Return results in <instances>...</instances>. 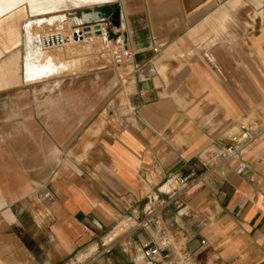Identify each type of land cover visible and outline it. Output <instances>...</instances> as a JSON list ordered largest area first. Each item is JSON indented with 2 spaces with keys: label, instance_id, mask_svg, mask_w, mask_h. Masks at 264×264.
I'll list each match as a JSON object with an SVG mask.
<instances>
[{
  "label": "crops",
  "instance_id": "0c3cea01",
  "mask_svg": "<svg viewBox=\"0 0 264 264\" xmlns=\"http://www.w3.org/2000/svg\"><path fill=\"white\" fill-rule=\"evenodd\" d=\"M116 3L111 42L132 54L123 105L99 114L93 95L35 98L31 85L52 80L51 93L61 74L94 70L46 64L42 50V64L27 62L28 28L24 64H0V262L154 264L141 245L162 234L194 264H264V140L189 188L173 181L201 173L199 158L264 110V0ZM176 193L178 206L135 226Z\"/></svg>",
  "mask_w": 264,
  "mask_h": 264
},
{
  "label": "rangeland",
  "instance_id": "374dc122",
  "mask_svg": "<svg viewBox=\"0 0 264 264\" xmlns=\"http://www.w3.org/2000/svg\"><path fill=\"white\" fill-rule=\"evenodd\" d=\"M116 2L117 0L109 5L107 4L102 7L95 6L77 10L68 9V4H56V6H59V9L70 10L67 12H62L65 15V18L59 21L56 18H49V15H45L47 12H49L48 10L54 8L52 7L54 3L50 4L47 0H36L31 5L27 0H0V64H24L23 57L21 56V52L24 53L22 33L23 29L30 26L31 21L32 23L31 27L29 28V32L34 36H37L39 39H42L41 36H44L43 38H45L46 36H51L53 34L59 36L63 35L64 39L67 40L66 36L68 34L78 33L81 29L91 26L94 27L95 30L100 29V32H98L99 36H96V38H94L95 42H92L88 39L85 41L86 45H77L73 43L74 41H66V44L69 47L72 45L70 48H81L88 45V50H86L85 52L83 51L82 53L76 55L74 52H69L64 49L62 52L59 51V53H57L58 50H52L53 47L51 48V46H49V48H42L41 50L44 53L45 57L43 61L52 60L56 62V64L57 62L58 64H73V62L78 61L81 58L87 59L88 57H92L91 60H88V65L91 66L90 69L94 71L84 74L79 73L75 77L71 76V74L68 72L61 74L60 78L63 80V82L60 84L58 89L53 90V92L51 93L48 92V88L52 86V80L31 85L29 86V88L31 89L30 91L37 99L42 96L47 97L48 95H51L52 98L57 99H59L58 96L62 94H67L68 96L81 94L88 97L89 95H93L97 97V111L99 114H103L105 110L113 109L118 105H123V100H126L130 92V83L132 82V69L128 67V64L117 66L112 63V54L115 51L120 50L116 46V44L111 42L113 37L111 35L112 31L109 24V19L111 17L109 7L114 5L116 6ZM89 10L90 12H88ZM82 12H85L88 15L92 14L93 16L90 15V17H98L99 19L92 20L86 16V18H88V21L87 23L83 24L80 19ZM19 13L22 14L18 16ZM37 21H39V24L36 25L35 22ZM105 33L107 41L105 47H103L101 51V55H105L106 61L99 62L98 57H96L95 53L98 51L97 46L103 45L102 43L105 39ZM96 40L99 41L96 42ZM92 47H94V49ZM33 51L34 50L30 51L31 57ZM44 87H47V90L44 91ZM71 104L73 105V102H71ZM75 104L78 105L76 102ZM62 105L63 103L56 100L54 104H50V108L57 109L61 108ZM66 109L68 108L66 107ZM0 264L8 263L3 260L0 262Z\"/></svg>",
  "mask_w": 264,
  "mask_h": 264
},
{
  "label": "built area",
  "instance_id": "2783aa9c",
  "mask_svg": "<svg viewBox=\"0 0 264 264\" xmlns=\"http://www.w3.org/2000/svg\"><path fill=\"white\" fill-rule=\"evenodd\" d=\"M153 53L158 52V48L152 49ZM132 60L131 52L126 50L117 51L112 54V62L119 66ZM264 140V110L259 111L254 115L247 116L243 121L238 123L237 131L227 137L228 145L221 152L210 156L200 157L199 163L202 167V172L197 173L191 171L186 176H179L173 181L183 189L189 188L196 184L204 177L211 169L222 162L229 159L238 158L239 152L243 148H248L253 144ZM242 148V149H241ZM264 157V156H263ZM245 170V165L239 162L235 173L240 174ZM180 193L172 194L167 198L157 200L156 206L145 218L136 223V227L146 228L149 224V217L156 218L157 215L170 205L179 204ZM142 256L154 264H194L192 255L186 250L183 244H180L176 249L172 247V240L168 236L158 234L154 241L145 242L141 245Z\"/></svg>",
  "mask_w": 264,
  "mask_h": 264
},
{
  "label": "bare ground",
  "instance_id": "6f19581e",
  "mask_svg": "<svg viewBox=\"0 0 264 264\" xmlns=\"http://www.w3.org/2000/svg\"><path fill=\"white\" fill-rule=\"evenodd\" d=\"M28 1V3L31 5V4H33V2L34 1H36V0H27ZM38 1H42V0H38ZM50 4H52V3H54L53 4V6L52 7H54L53 9H51V10H48L49 12H47L45 15H49V18H56V19H58L59 21L60 20H62V19H64L65 18V15L62 13V12H67V11H70V10H68V9H73V10H77V9H85V8H90V7H95V6H100V7H102V6H104V5H109V4H111V3H113V2H115L116 0H47ZM1 4V3H0ZM23 4V3H22ZM49 4V5H50ZM56 4H59V5H61V4H68L67 5V7H68V9L67 10H62V9H59V6H56ZM16 5V4H15ZM49 5H46V6H49ZM66 5H65V7H66ZM22 6V5H21ZM6 7V6H5ZM23 8V7H22ZM46 8H48V7H46ZM88 12H90V10L88 11ZM93 12V11H92ZM60 13H62V14H60ZM20 14H22V13H19L18 14V16L20 15ZM0 15H1V9H0ZM24 15V14H23ZM90 15H92V14H90ZM90 15H88L87 13H85V12H82V15H81V22H83V24H85V23H87V19L89 18V19H92L93 17H90ZM17 16V17H18ZM86 16L88 17V18H86ZM93 16V15H92ZM26 17V16H25ZM15 18H16V16H15ZM28 18V17H27ZM97 19H98V17H96ZM12 19V18H11ZM20 19H23V18H20ZM66 20V19H65ZM10 21V20H9ZM43 21V20H42ZM39 21H37V22H35V24L37 25V24H39L38 23ZM93 22V21H92ZM95 22V21H94ZM5 23V22H4ZM31 23H32V21L30 22V26L28 27V29H27V33H28V35L27 36H25L24 37V40L25 41H28V46H27V48H26V53H27V57H26V61L27 62H29L30 61V59H32V62L33 63H31V64H42V52H41V48H42V46H44V48L45 47H49V46H51V48H52V50H58L57 51V53H59V51L60 52H62L64 49L65 50H67V51H71V52H74L76 55L77 54H80V53H82L83 51L85 52L86 50H88L87 48H88V45L87 46H85V47H76V48H70L67 44H66V41H65V39H64V37H63V35L61 36H59V35H51V36H46L45 38H43L44 36H41L42 37V39L40 40L37 36H34L33 34H31L30 32H29V28L31 27ZM52 23V22H51ZM48 24V23H47ZM1 25V24H0ZM5 26V25H4ZM59 26V25H58ZM98 32H100V29H98V30H95L94 29V27H91V26H89V27H85V28H83V29H81L80 30V32H78V33H74L73 34V40H74V44H79V45H86L85 43V41L86 40H90V41H94L95 39L94 38H96V36H99V33ZM57 34V33H56ZM90 35V36H89ZM2 36V35H1ZM55 38V39H54ZM100 39V38H99ZM79 40V41H78ZM89 41V42H90ZM99 41V40H98ZM97 40H96V42H98ZM95 42V41H94ZM88 43V42H87ZM91 44V43H90ZM97 44V43H96ZM103 44V43H102ZM54 45H56V46H54ZM101 45V44H100ZM96 46V45H95ZM94 46V47H95ZM12 47V46H11ZM94 47H92L93 49H94ZM98 48H99V46H97ZM96 47V48H97ZM97 48V49H98ZM31 50H34L33 52H32V57H31V54H30V51ZM89 52H91V51H89ZM87 53V52H86ZM9 56V55H8ZM65 56V55H64ZM89 58V57H88ZM87 58V59H88ZM102 58V57H101ZM77 59H79V58H77ZM100 59V58H99ZM86 59L85 58H81V59H79L78 61H75V62H73V64L75 65V64H88V60L87 61H85ZM104 60H106V59H104ZM45 62H47L46 64H56V62H54V61H52V60H46ZM45 62H44V64H45ZM100 62V61H99ZM69 63V62H68ZM71 63V62H70ZM57 64H58V62H57ZM69 65V64H68ZM76 66V65H75ZM78 66H81V65H77V67ZM85 66V65H84ZM77 67H76V69H77ZM83 67V66H82ZM80 68V67H79ZM91 68V67H90ZM75 69V70H76ZM83 69V68H82ZM73 70V69H72ZM79 70V69H78ZM81 70V69H80ZM88 70H90V69H87V71ZM84 71H86V69L84 70ZM83 71V72H84ZM81 73H82V71H80ZM72 75V74H71Z\"/></svg>",
  "mask_w": 264,
  "mask_h": 264
},
{
  "label": "water",
  "instance_id": "95a60500",
  "mask_svg": "<svg viewBox=\"0 0 264 264\" xmlns=\"http://www.w3.org/2000/svg\"><path fill=\"white\" fill-rule=\"evenodd\" d=\"M109 9H110V12H111V16L112 17H115L116 16V7H114V6H111V7H109ZM115 11V12H114ZM96 28V27H95Z\"/></svg>",
  "mask_w": 264,
  "mask_h": 264
}]
</instances>
